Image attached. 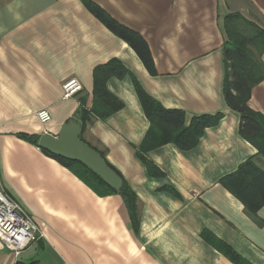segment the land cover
<instances>
[{
	"label": "crops",
	"instance_id": "1",
	"mask_svg": "<svg viewBox=\"0 0 264 264\" xmlns=\"http://www.w3.org/2000/svg\"><path fill=\"white\" fill-rule=\"evenodd\" d=\"M146 42L155 74L83 0H0V190L40 226L43 237L19 258L0 243V264H264V206L256 213L222 182L264 157L239 132L225 100L226 23L240 16L264 31V0H90ZM112 60L128 75L107 89L123 108L102 120L94 72ZM264 63V54L262 55ZM76 78L83 90L63 100ZM134 81L164 109L194 118L223 114L198 145H160ZM251 109L264 115V81ZM47 110L51 121L37 117ZM73 120L81 140L121 174L134 211L120 194L101 195L39 142ZM38 138V144L27 138ZM141 156L153 165L149 173Z\"/></svg>",
	"mask_w": 264,
	"mask_h": 264
},
{
	"label": "trees",
	"instance_id": "2",
	"mask_svg": "<svg viewBox=\"0 0 264 264\" xmlns=\"http://www.w3.org/2000/svg\"><path fill=\"white\" fill-rule=\"evenodd\" d=\"M83 2L110 30L123 38L136 51L149 73L154 75V61L142 37L119 25L90 0H83ZM240 20H242L240 16H229L226 23L228 39L225 45V100L229 108L240 114V135L258 150L259 155L264 157V115L249 106L253 89L264 81V63L262 61L264 31L249 22H246L248 27L246 29L249 31H243L237 25ZM126 75H128L127 70L117 60H112L106 65L98 67L94 72V105L90 110H82L83 115L86 117L94 115L105 120L110 115L120 111L123 108L122 102L108 91L106 84L111 77L122 79ZM134 84L143 110L150 121L151 133L156 134V139L160 145L174 143L182 150H190L198 145L204 131L209 127L218 125L223 117V114L202 116L194 118L191 124L186 126L184 112L164 109L141 88L138 82L134 81ZM81 127L83 128L82 125ZM27 140L35 145L38 144V138L31 137ZM42 151L65 167L71 168L97 193L101 195L120 194L126 199L130 210L134 211V196L124 179L123 188L118 193L85 165L59 158L45 150ZM141 159L150 174L164 175L154 173L151 162L142 156ZM108 164L121 176L109 162ZM222 182L250 212L256 213L264 206V172L257 167L253 159L242 164L234 174L226 177ZM231 259L236 264H240L238 259L234 257Z\"/></svg>",
	"mask_w": 264,
	"mask_h": 264
},
{
	"label": "built area",
	"instance_id": "3",
	"mask_svg": "<svg viewBox=\"0 0 264 264\" xmlns=\"http://www.w3.org/2000/svg\"><path fill=\"white\" fill-rule=\"evenodd\" d=\"M63 100L76 97L82 90V84L72 78L62 86ZM42 124L51 121L47 110L37 114ZM43 237L42 230L36 221L15 201L0 190V243L19 258L23 252L33 246Z\"/></svg>",
	"mask_w": 264,
	"mask_h": 264
},
{
	"label": "water",
	"instance_id": "4",
	"mask_svg": "<svg viewBox=\"0 0 264 264\" xmlns=\"http://www.w3.org/2000/svg\"><path fill=\"white\" fill-rule=\"evenodd\" d=\"M82 127L70 120L57 137L44 135L39 148L70 161L79 162L92 170L106 185L120 193L124 180L93 147L81 140Z\"/></svg>",
	"mask_w": 264,
	"mask_h": 264
}]
</instances>
